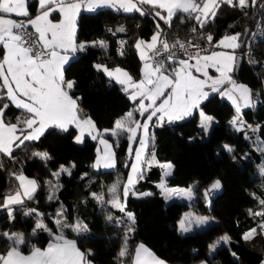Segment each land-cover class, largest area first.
<instances>
[{"label": "trees", "instance_id": "16d2710c", "mask_svg": "<svg viewBox=\"0 0 264 264\" xmlns=\"http://www.w3.org/2000/svg\"><path fill=\"white\" fill-rule=\"evenodd\" d=\"M28 2L31 15L36 10L35 0ZM254 8L250 7L245 16L239 9L222 5L216 18L210 20L203 29L194 19L183 14H177L169 27L152 12L144 16L139 13H117L107 8L81 12L77 18L76 41L100 40L105 42L106 48L86 46L84 51L78 52L64 66L65 78H71L74 82L71 94L84 113L94 121L97 129L111 127L125 112L131 111L135 104L128 99L121 85L97 70L95 64L108 68L120 67L137 79L140 60L134 44L140 38L147 40L156 31L157 23L161 25L167 39L176 33L192 41L206 42L207 34L211 33L215 43L223 35L241 33L244 27H252L250 17ZM179 15L184 20L182 24L178 21ZM115 24L125 29V35L121 37L124 42L123 55L119 57L112 52ZM193 27L197 29L195 33L192 32ZM201 34L205 38H201ZM247 45L251 47V58L249 61L242 59L237 75L233 78L244 82L254 96L258 89H264V33L261 39L251 44L246 42L237 48L235 55ZM252 59L258 62L255 67L251 65ZM254 100L257 101L255 107L247 109L244 118L248 117L252 128L258 129L255 136L264 140V97H254ZM199 109L217 122L211 126L206 138L197 142L188 140L197 130L195 111L182 121L150 129L154 140L150 141L147 152L155 153L156 161H167L173 165L171 174L164 178L166 185L192 187L193 199L187 202L166 200L154 188L160 177L158 166L144 168L143 178L133 186V191H153L145 202L132 203L130 195L127 199L126 210L135 217L132 225L134 231L127 233L129 253L133 252L137 242H141L156 257L169 264H192L200 260L212 264H260L264 254V239L259 233L247 242L241 237L244 230L255 224V218L249 215V210H261L254 197L264 198L261 188V185L264 186V177L254 172L258 154L252 150L242 131L226 129V120L233 111L229 102L219 98L217 93H210ZM20 115L21 110L10 106L6 109L4 119L15 123ZM135 116L137 118L138 113ZM68 129L67 132L48 129L38 141L26 142V147L15 150V160L0 155V163L3 164L0 169V203L4 195L15 192L18 186L10 172L22 171L26 177L38 183L34 198L25 201L22 208L16 207L14 219L9 218L7 211L0 210V252L9 243L1 235L3 232L11 233L18 229L26 240L21 245L24 253L30 251L31 245L42 247L50 239L49 234L43 230H37L33 235L35 218L23 214L25 207H32L42 213L40 219L53 233H58L55 219L58 218L57 212L63 209L64 216L60 219L68 224L81 221L87 225L88 231L81 235L70 228L63 231L68 239L77 242L81 251H91L88 259L93 264H119L118 252L125 242V233L131 222L111 206L102 207L91 194L102 193L106 197L109 186L117 179L124 181L127 171L125 164L129 161L124 151L126 135L119 139L114 137L113 143L117 144L114 148L116 167L93 170L90 162L94 155V140L85 136L82 142L77 143L73 140L74 129ZM222 144L231 146L233 151H226L221 147ZM35 151L47 152L51 158L45 161L33 157ZM244 153H247L245 157L242 156ZM58 166L68 168L71 175L67 173L56 177V184L61 187L56 191L55 198L40 203L50 184L51 172ZM213 180H219L221 187L212 191L206 202L204 192ZM187 209L204 214L211 221L201 227H194L190 232L181 233L175 223ZM108 214L113 217L111 221L106 219ZM117 218H121L123 223L117 224ZM217 235H228L231 242L220 243L215 250L209 251V244Z\"/></svg>", "mask_w": 264, "mask_h": 264}, {"label": "snow or ice", "instance_id": "6c2138e0", "mask_svg": "<svg viewBox=\"0 0 264 264\" xmlns=\"http://www.w3.org/2000/svg\"><path fill=\"white\" fill-rule=\"evenodd\" d=\"M258 0H38L37 14L32 17L29 11L28 0H0V155L15 160L13 153L26 142L38 141L50 128H57L67 132L69 125H74L78 130L75 137L77 143L82 142L85 135L92 139L100 138L104 145V153H98L93 167L112 169L116 167L115 154L112 146L103 139L104 133L118 139L124 135L129 144L128 155L134 152L131 160L127 179H117L108 188V198L104 194L92 193L93 199L102 207L110 205L118 210L131 222L125 233V242L118 252L119 264H165L156 257L145 245L139 244L134 252L129 253L127 245V233L134 231L132 225L135 217L126 210V202L129 195H141L133 191V186L143 178L144 165L149 168L158 165L162 170V177L171 174V163L158 164L155 153H151V159L146 155V150L154 136L150 129L163 127L165 123L173 124L193 115L194 110L199 109L202 101L206 100L210 93H218L232 102L236 115L229 121L237 132L245 130V122L241 111L243 108H253L256 100L253 99L251 88L244 84H237L231 76L237 64L234 52L241 47V33L224 35L213 43L211 33L205 38L211 48L231 49L232 51H216L202 47L198 43L189 40L182 42L179 39L169 42L165 37L161 25L157 23L156 31L150 40L137 39L134 47L143 62L141 78L135 80L127 71L116 67L109 69L107 66L96 64L97 70H102L108 77L122 86V90L133 101L135 107L117 119L111 129L103 132L96 128L94 121L88 117L81 119L77 99H74L70 91L74 87L73 81H67L64 75V66L69 62L70 56L82 52L86 48V42L77 44V18L83 11L95 12L97 9H111L117 13H139L141 16L154 13L159 20L171 27L173 18L177 14H183L187 18L194 19L201 29L214 20L222 5L239 9L245 16L248 9L255 7ZM147 9V11H146ZM57 13L59 19L53 14ZM27 19H13L11 17ZM184 20H181L183 23ZM231 27V25H230ZM123 26L116 29L123 32ZM109 31H112L109 29ZM197 29L193 27L192 32ZM115 34V33H113ZM93 45L106 48L104 41H94ZM124 42L121 41V48ZM191 49V50H190ZM182 53L186 58H179ZM121 55L123 52L121 51ZM191 61H194L192 63ZM209 69H214L217 75L212 76ZM230 85V87H227ZM210 90V91H209ZM258 95V94H257ZM10 102V103H9ZM15 106L21 110V115L16 122H7L4 117L6 109ZM138 113L137 119L135 114ZM200 127L207 130L212 117L200 111ZM258 129H252L257 132ZM246 139H249L247 135ZM134 144L138 145L134 147ZM225 150L232 152L229 145ZM257 149L264 153V140L257 137ZM33 157L47 161L51 157L47 152L35 151ZM128 167V164H125ZM3 164L0 163V169ZM61 172L71 175L69 169L61 166L60 172L53 173L57 178ZM258 173L264 177V164L258 166ZM14 176L18 186L15 192H9L2 198L0 210H5L10 219H14L16 207H23L25 201L34 198L38 188L35 179L26 177L23 172H10ZM158 185L166 198L178 196L193 199V188L169 189L165 179ZM61 185H52L49 200L55 198L56 191ZM221 187L219 180L214 181L210 188L205 189L204 196L208 199L212 191ZM122 190V192H121ZM142 195H150L145 193ZM261 206L260 211L249 210V215L264 218V198L254 197ZM35 213L36 225L33 235L37 230H43L50 236L47 246L44 248L31 245L28 254L22 251L21 245L26 243L22 233H3L8 240L7 251L0 253V264H93L88 259L92 253L81 251L75 240L68 239L64 234L65 228H70L77 235L88 231L86 224L77 221L68 224L60 219L64 216L63 209L57 212L55 224L58 233L48 228L40 219L43 215L35 209L24 211L25 216ZM107 220L113 219L111 214ZM209 218L187 215L180 221L179 228L182 233L190 232L195 227H201L208 223ZM117 224L123 223L117 218ZM259 234L264 236V222L258 225ZM257 228H252L244 233L242 239L251 241L258 234ZM231 237L224 235L214 244L209 245L210 250L220 244H229ZM235 256V254H233ZM264 264V261H261Z\"/></svg>", "mask_w": 264, "mask_h": 264}, {"label": "rangeland", "instance_id": "374dc122", "mask_svg": "<svg viewBox=\"0 0 264 264\" xmlns=\"http://www.w3.org/2000/svg\"><path fill=\"white\" fill-rule=\"evenodd\" d=\"M152 14H154V13H152ZM156 25H157V24H156ZM153 33H154V32H153ZM153 33H152V34H153ZM152 34H151V36H152ZM227 35H232V34H227ZM223 36H224V35H223ZM223 36H221L219 39H221ZM150 38H151V37H150ZM150 38L147 39V40H150ZM219 39H218V40H219ZM218 40H217V41H218ZM211 50H216V51H229V52L232 51L231 49H220V48H214V49H211ZM136 53H137V57H138V59L140 60L137 50H136ZM234 54H235V52H234ZM178 57L181 58V59L186 58V57H184V56H178ZM191 62L194 63V61H191ZM142 66H143V62L140 60V63H139V74H140V77H139V79L141 78V68H142ZM209 73H210V75H212V76L217 75V73H215L214 69H209ZM231 76H232V79H233L237 84H244V85H246L244 82L234 79L232 73H231ZM139 79H138V80H139ZM227 87H230V85H227ZM209 91H210V90H209ZM217 94H218V93H217ZM257 94H258V95H257ZM218 97L221 98V99L226 100V101L229 102V104L231 105L233 111H232V114H231L229 120H232V118L236 115V111H235L234 106L232 105V102H231L230 100H228L226 97H221L219 94H218ZM254 97H256V98H257V97H259V98L264 97V89H263V88L258 89V90L256 91V93L254 94L253 99H254ZM247 109H250V108H243L242 111H241L242 118H243V120L245 121V130L242 131V133H243V136H244V137H245L246 135H247L248 137H250V138L247 139V140L250 142V145H251L252 150H253L255 153L258 154V162H257V163L255 164V166H254V172H255L258 176H260L259 173H258V166L261 165V164H264V153H262L261 151H259V150L257 149V137H256L255 134L252 132V129H253L252 127H253V125H250V124H249V119H248V117L244 118V113H245V111H246ZM195 111H196V113H197V115H196V119H197L198 130H197L193 135H191V136L189 137L190 142H197V141H199L200 139H204V138H206V136H207L208 133H209V130H210L211 126L214 124V123L211 121L210 126H209V128H208L207 130H204L203 128H201V127H200L201 117H200V114H199L201 110H200V109H196ZM137 119H143V118L139 117V114H138ZM231 128H233L232 125H231L230 123H228V124L226 125V129H227V130H230ZM232 130L235 131L234 128H233ZM90 138L92 139V137H90ZM102 138L108 141V143L112 146V151L114 152V148L117 146L116 143H113V142H114V139H113V138H109V137H107V138H106V137H102ZM92 140H94V139H92ZM94 142H95L94 155H93V158H92V160H91V162H90V166H91V168H92L93 170H108V169H105V168H103V167H101V168H95V167H93V165H94L95 162H96V159H97V155H98V153H99L100 155H103V153H104V145L100 143V138L95 139ZM225 145H226V144H222L221 147H222L223 149H225V148H224ZM135 146H138V145L134 144V147H135ZM128 147H129V144H128L127 137H126L125 153H126V157H127V158H130V162H129L128 169H127V173H126V175H125V179H124V180L127 179V174H128V172H129V170H130V166H131V160L134 159V152H133V154H132L131 157L128 155ZM146 155L149 157V159H151V153H148L147 150H146ZM246 155H247V153L242 154L243 157H245ZM162 162H163V164H165V163H169V162H167V161H162ZM143 167L146 168L147 165H144ZM60 169H61V166H58L57 169H56L55 171H52V172H51L50 184H49L48 187H47V191H46V194H45L44 198L40 199V201H39L40 203H41V202H45V201H47V200L49 199V195H50L51 192H52V185H55V184H56V181H55V180H56V176L53 175V173L60 172ZM162 172H163V170L161 171V174H162ZM61 174H67V172H61ZM161 180H162V178H159L158 181H156L157 183L154 184V188H155V189L157 188L158 190H157V189H156V190H157V191H160V193L163 194L164 197H165L164 192H163L162 189L158 186V185L161 183ZM214 181H216V180H213V181L208 185L207 189L210 188L211 184H212ZM187 188H189V186H177V187H174V188H171V189H187ZM261 188L263 189L262 192H263V196H264V186L261 185ZM169 189H170V188H169ZM217 190H218V189H217ZM217 190H214V191H217ZM121 191H122V190H121ZM97 194H102V193H97ZM106 195H107V196L105 197V199L108 198V189H107V194H106ZM139 199H143V195H140V198H139ZM176 200H180V201H184V202L189 201L187 198H182V197H177ZM205 201L207 202V199H205ZM28 209H34V208H32V207H25V208L22 210V211H23V214H24V211H25V210H28ZM35 210H36V209H35ZM36 211H37V210H36ZM256 211H258V210H256ZM256 211H255V212H256ZM37 212H38V211H37ZM189 214H191V215H193V216H202V217H207V218H209L208 216H206V215H204V214H199V213H196V212H194V211H192V210H190V209H187L186 211H183V212L180 214V216L178 217V219H177V221H176V229H177L179 232H181V231H180V228H179L180 221L183 220V219H184L187 215H189ZM32 216H34V218H35V225H36V219H37V217H36L35 213H33ZM55 220H56V219H55ZM209 221H211V218H209L208 222H209ZM261 222H264V218H261V217H255V224H254L253 226H251L250 228L244 230V231L241 233V237L243 236L244 233L248 232V231H249L250 229H252V228H257V229H258V225H259ZM194 227H195V226H193V228H194ZM3 233H5V232H3ZM3 233H1V235H2ZM11 233H20V232H19L18 229H16L15 231H13V232H11ZM181 233H182V232H181ZM186 233H187V232H186ZM258 233H259V229H258ZM260 236H261V235H260ZM220 237H222V236H215L213 242H211L209 245L214 244L217 240H219ZM261 237L264 239V236H261ZM4 240H6V241L8 242V240H7L6 238H4ZM209 251H210V248H209Z\"/></svg>", "mask_w": 264, "mask_h": 264}, {"label": "crops", "instance_id": "0c3cea01", "mask_svg": "<svg viewBox=\"0 0 264 264\" xmlns=\"http://www.w3.org/2000/svg\"><path fill=\"white\" fill-rule=\"evenodd\" d=\"M37 2H38V0H35V6H36V10L33 12V14H31V16L32 17H34L36 14H37ZM83 12H88V11H83ZM55 14V16H54V18L55 19H59V16H58V14L57 13H54ZM11 18H13V19H16L17 17H11ZM24 19H27V18H24ZM151 37V36H150ZM149 37V38H150ZM148 38V39H149ZM96 42H98V41H100V40H95ZM77 42V44H79V43H81V42H86V46H92L93 45V43L92 42H94V41H92V40H86V41H76ZM135 45V44H134ZM78 53V52H77ZM77 53H75V54H73V55H71L70 56V59L71 58H74L75 56H76V54ZM137 54V53H136ZM1 55H2V53H1ZM69 59V60H70ZM96 65V64H95ZM117 66H114V67H111V68H109V69H114V68H116ZM120 68V67H119ZM122 69V68H121ZM124 70V69H123ZM99 71H101L107 78H109L110 80H112L113 82H115V80L114 79H112V78H110V77H108L102 70H99ZM139 77H140V74H139ZM139 77L137 78V79H135V80H138L139 79ZM67 81H73L71 78H67L66 79ZM116 83V82H115ZM122 87V86H121ZM72 91V90H71ZM71 91H70V94H71ZM72 95V94H71ZM73 96V95H72ZM128 96V95H127ZM73 98L75 99V97L73 96ZM15 107V106H14ZM16 108V107H15ZM78 109H79V115H80V117H81V119H83V118H88V116L84 113V111L80 108V106L78 105ZM195 111V110H194ZM128 112V111H127ZM127 112H125V113H127ZM125 113L123 114V116L125 115ZM195 115H197V113H196V111H195ZM206 115H208V116H210L209 114H206ZM122 116V117H123ZM211 117V116H210ZM213 118V117H212ZM229 119H230V117H229ZM226 120V125L229 123V121L230 120ZM212 122L213 123H216L217 121H216V119H212ZM245 122V121H244ZM13 123V122H12ZM115 123V122H114ZM114 123L112 124V126L111 127H108V128H101V129H98L99 131H101V132H103V130L104 129H111L113 126H114ZM70 127H72L73 129H74V134H73V140L75 141V137L78 135V130L75 128V126L74 125H69L68 126V128H70ZM196 128H197V130H198V125H197V119H196ZM55 129H57V128H55ZM233 128H231L230 130H228V131H234V130H232ZM57 130H59V129H57ZM196 130V131H197ZM85 136H88L87 134L85 135ZM88 137H91V136H88ZM103 137H112L113 139H114V137L113 136H111V134L110 133H104V135H103ZM125 140H126V137H125ZM188 140L190 141V139L188 138ZM126 144V143H125ZM124 151H125V149H124ZM125 156H126V153H125ZM129 159V161H128V165H129V162H130V158H128ZM158 162V164H163V162L162 161H157ZM158 166V165H157ZM65 168V167H64ZM66 169H68V168H66ZM127 169H128V167H127ZM158 169H159V175H160V177L159 178H163L162 177V174H161V171H162V169L158 166ZM126 173H127V171H126ZM164 179V178H163ZM18 183V182H17ZM157 182H155V184H156ZM167 186V185H166ZM174 187H177V186H167V188H174ZM157 189V188H156ZM158 190V189H157ZM153 191V189H149V190H144V191H134L135 193H137V194H145V193H150L151 194V192ZM122 192V191H121ZM159 193H160V191H158ZM130 196H131V202L132 203H135V202H145V201H147L148 199H149V197H150V195H143V199H139L140 198V195H138V196H136V195H131L130 194ZM177 197L178 196H172L171 198H166V196H165V199L166 200H171V199H177ZM110 206V205H109ZM175 226H176V223H175ZM217 236H223V235H217ZM215 238V237H214ZM50 240V239H49ZM49 240H46L45 242H44V244H43V246L42 247H40V248H44V247H46L47 246V243L49 242ZM214 240V239H213ZM139 244H143V243H141V242H137L136 244H135V246H134V248H133V252H134V250H135V248H136V246L137 245H139ZM144 245V244H143ZM147 247V246H146ZM148 248V247H147ZM149 249V248H148ZM7 251V248L5 249V250H3L2 252H0V253H4V252H6ZM29 252H27V253H25V254H28ZM161 260V259H160ZM163 261V260H162ZM261 261H264V254L262 255V258H261ZM165 262V261H164ZM165 264H169V263H167V262H165ZM192 264H212L211 262H209V261H207V260H200V261H197V262H195V263H192ZM260 264H261V262H260Z\"/></svg>", "mask_w": 264, "mask_h": 264}, {"label": "built area", "instance_id": "2783aa9c", "mask_svg": "<svg viewBox=\"0 0 264 264\" xmlns=\"http://www.w3.org/2000/svg\"><path fill=\"white\" fill-rule=\"evenodd\" d=\"M251 22L252 27H249V31L247 33L246 39L244 43L248 42L249 44L253 43L254 41L261 39L263 33H264V0H259L257 5L255 6L252 14H251ZM21 20V19H17ZM179 39L182 42H187L189 39L179 36L176 33H172L169 37V42H173L174 40ZM121 37L114 38V43L112 46V52L116 57L121 56V51L123 52V48H121ZM192 41V40H191ZM194 43L200 44L202 47L209 48L210 46L207 44V42H197L193 41ZM124 47V44H123ZM191 50V49H190ZM239 55H241L242 59L244 60H250L251 58V47L249 45L246 46L245 49L238 52ZM178 56H183L182 53H178Z\"/></svg>", "mask_w": 264, "mask_h": 264}, {"label": "water", "instance_id": "95a60500", "mask_svg": "<svg viewBox=\"0 0 264 264\" xmlns=\"http://www.w3.org/2000/svg\"><path fill=\"white\" fill-rule=\"evenodd\" d=\"M181 20H182V15H179L178 21H179L180 24H182L181 23ZM119 27L120 26L117 25V24L113 25V33H115L114 36H116V37H123L125 35L124 31L123 32H117L116 31V29L119 28ZM248 31H249V27L248 26L244 27L242 29V31H241V34H242L241 37H240L241 46L244 44V41L246 39V36H247ZM235 56L237 57V64H236L235 70L232 72V75L233 76H236L237 75L238 69L240 68L241 63H242V57H241V55L237 54ZM257 64H258L257 60H255V59H252L251 60V65L253 67H255Z\"/></svg>", "mask_w": 264, "mask_h": 264}]
</instances>
